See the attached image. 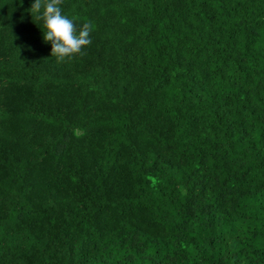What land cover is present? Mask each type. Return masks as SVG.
I'll return each instance as SVG.
<instances>
[{
  "label": "trees",
  "instance_id": "obj_1",
  "mask_svg": "<svg viewBox=\"0 0 264 264\" xmlns=\"http://www.w3.org/2000/svg\"><path fill=\"white\" fill-rule=\"evenodd\" d=\"M0 0V264H264V0H63L51 57Z\"/></svg>",
  "mask_w": 264,
  "mask_h": 264
},
{
  "label": "clouds",
  "instance_id": "obj_2",
  "mask_svg": "<svg viewBox=\"0 0 264 264\" xmlns=\"http://www.w3.org/2000/svg\"><path fill=\"white\" fill-rule=\"evenodd\" d=\"M63 0H34L28 11L41 20L43 39L51 43V57L57 62H64L76 55H83V49L91 44L90 34L93 31L91 21L83 23L79 29L62 12Z\"/></svg>",
  "mask_w": 264,
  "mask_h": 264
}]
</instances>
